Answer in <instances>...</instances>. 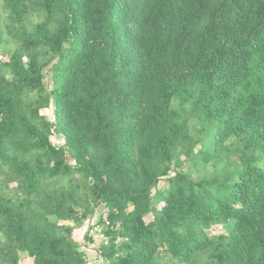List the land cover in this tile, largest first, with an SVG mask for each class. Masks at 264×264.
I'll return each mask as SVG.
<instances>
[{"label": "trees", "instance_id": "16d2710c", "mask_svg": "<svg viewBox=\"0 0 264 264\" xmlns=\"http://www.w3.org/2000/svg\"><path fill=\"white\" fill-rule=\"evenodd\" d=\"M23 257L264 264V0H0V264Z\"/></svg>", "mask_w": 264, "mask_h": 264}, {"label": "built area", "instance_id": "2783aa9c", "mask_svg": "<svg viewBox=\"0 0 264 264\" xmlns=\"http://www.w3.org/2000/svg\"><path fill=\"white\" fill-rule=\"evenodd\" d=\"M106 225H108V222H106ZM103 229L104 228L101 225L99 219L95 217L90 223V225L88 226V228L86 229V231H87V235L91 237L94 242H98L104 239ZM98 261L102 263V259Z\"/></svg>", "mask_w": 264, "mask_h": 264}, {"label": "rangeland", "instance_id": "374dc122", "mask_svg": "<svg viewBox=\"0 0 264 264\" xmlns=\"http://www.w3.org/2000/svg\"><path fill=\"white\" fill-rule=\"evenodd\" d=\"M55 142V140H54ZM148 220V218H146ZM88 257L93 258V254H88ZM31 263V260L29 258H25L23 257L22 260L20 261V264H30Z\"/></svg>", "mask_w": 264, "mask_h": 264}]
</instances>
